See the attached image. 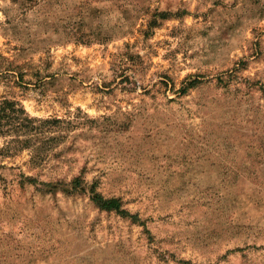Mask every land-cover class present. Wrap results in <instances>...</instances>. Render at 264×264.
<instances>
[{"label": "rangeland", "instance_id": "rangeland-1", "mask_svg": "<svg viewBox=\"0 0 264 264\" xmlns=\"http://www.w3.org/2000/svg\"><path fill=\"white\" fill-rule=\"evenodd\" d=\"M5 101L0 264H264V0H0Z\"/></svg>", "mask_w": 264, "mask_h": 264}, {"label": "trees", "instance_id": "trees-1", "mask_svg": "<svg viewBox=\"0 0 264 264\" xmlns=\"http://www.w3.org/2000/svg\"><path fill=\"white\" fill-rule=\"evenodd\" d=\"M9 106H12V105H10V103L6 102V101L3 102L2 105H0V116L4 115V117H6L9 120H15V118H13V114L15 112H13V109L10 108ZM24 121H26V123L28 124L31 122V119L29 116H27ZM25 127H27V126L25 125ZM93 200L95 202H97V204L104 210L115 211L120 215H122V213H124V211L121 209V207L119 205V202H117L115 200L114 201H107V200H104L103 198H100L99 196H94Z\"/></svg>", "mask_w": 264, "mask_h": 264}]
</instances>
